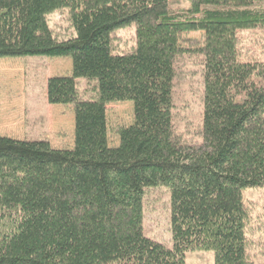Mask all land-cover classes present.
Returning <instances> with one entry per match:
<instances>
[{
	"label": "trees",
	"instance_id": "obj_1",
	"mask_svg": "<svg viewBox=\"0 0 264 264\" xmlns=\"http://www.w3.org/2000/svg\"><path fill=\"white\" fill-rule=\"evenodd\" d=\"M188 1L0 0V57L71 58L46 93L74 115L69 149L0 134V264H185L200 249L214 264H252L242 190L264 188V58L239 59V31L262 27L264 54V0ZM64 9L75 36L61 39L47 15ZM132 22L136 45L115 53L114 31ZM191 30L201 39L182 36ZM188 49L203 54L195 142L171 111L173 63ZM124 100L134 120L110 147L106 106ZM157 185L170 192L171 247L143 233L144 188Z\"/></svg>",
	"mask_w": 264,
	"mask_h": 264
},
{
	"label": "rangeland",
	"instance_id": "obj_2",
	"mask_svg": "<svg viewBox=\"0 0 264 264\" xmlns=\"http://www.w3.org/2000/svg\"><path fill=\"white\" fill-rule=\"evenodd\" d=\"M174 10L188 8V0H169ZM64 9L51 11L47 15V22L54 35L64 39L75 36L73 26L66 19ZM112 40L114 52L122 54L132 51L135 43V24L121 26L114 31ZM262 27H255L239 31L241 40L239 59L242 61L264 58L261 52ZM184 38L195 37L201 39L202 31L191 30L182 34ZM187 46V41H182ZM202 44V43H201ZM203 54L195 50H185L173 65L176 77L173 84V111L172 122L175 130L189 141L201 140L198 132L202 126L203 102ZM71 58L50 57L48 55H30L20 57H0V134L24 137L26 132L35 128L49 132L51 145L55 148L73 147L74 144V115L71 104H50L44 99L45 77L70 73ZM79 86L86 84L79 78ZM43 114L42 119H29L32 109ZM134 102L132 100L113 101L106 106L108 145L115 147L119 144L116 135L118 126L130 125L134 120ZM48 111V112H47ZM36 116V115H35ZM34 117V116H33ZM13 118V119H12ZM42 122V126H41ZM33 125V126H32ZM41 126V127H40ZM35 127V128H34ZM40 127V128H39ZM142 197V228L145 236L155 239L168 247L172 246L170 230V192L166 185H157L144 188ZM243 200L251 206V220L246 227V235L251 241L248 244V255L252 264H264V232L261 222L264 208V188L244 187ZM185 264H214V250H189L184 256Z\"/></svg>",
	"mask_w": 264,
	"mask_h": 264
},
{
	"label": "crops",
	"instance_id": "obj_3",
	"mask_svg": "<svg viewBox=\"0 0 264 264\" xmlns=\"http://www.w3.org/2000/svg\"><path fill=\"white\" fill-rule=\"evenodd\" d=\"M70 69H71V65H70ZM50 76H52V75H50ZM50 76H47V77H45V82H46V79L48 78V77H50ZM43 93H44V99H45V101L47 100V93H46V83H45V87L43 88ZM0 103H3V104H5V103H7L6 101H4V102H0ZM48 112V111H47ZM36 115V116H35ZM34 116V117H33ZM45 117H46V115H45ZM45 117H43V114L40 112V111H36L35 109H34V105H33V109H32V113H31V115L29 116V119H32L33 120V125H36L38 122H37V120H39V119H42V118H44L45 119ZM47 118V117H46ZM13 119V118H12ZM44 119H42L43 121H44ZM40 121V120H39ZM45 123V122H44ZM43 123V124H44ZM42 124V122H41V126L43 125ZM32 125V126H33ZM40 126V127H41ZM39 127V128H40ZM35 128V127H34ZM48 129H46V131H41V129H38V128H35V130H33V131H31V132H26L25 133V135H24V137H22V139H31V140H34V139H48L49 141H50V143H51V139H50V137H49V132L47 131ZM48 133V134H47ZM10 137V136H9ZM13 137V136H12ZM14 138H16V137H14ZM16 139H20V140H22L21 138H16Z\"/></svg>",
	"mask_w": 264,
	"mask_h": 264
}]
</instances>
